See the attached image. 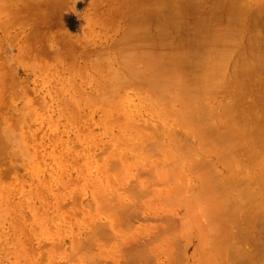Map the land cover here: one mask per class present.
<instances>
[{
    "label": "bare ground",
    "instance_id": "6f19581e",
    "mask_svg": "<svg viewBox=\"0 0 264 264\" xmlns=\"http://www.w3.org/2000/svg\"><path fill=\"white\" fill-rule=\"evenodd\" d=\"M175 1L177 2V0H175ZM177 3H175L174 0H154V1H151V0H140V1H138V3L136 1L134 6H133V8H132L133 10H131L130 13L128 14V17H127L128 23H127V26H126V28L124 30V33L122 32L123 30L122 31L120 30L124 34L123 37L118 38V40L116 42H114V44L111 46L112 47L111 50L103 48L102 50H100L97 53L96 56H93V58L97 59V61L102 65L103 70L108 71L109 73H107V74H110V73L111 74H110V76H108V77H110L109 81L107 80L106 82H104L105 81L104 80L103 82L101 81L102 82L101 83L100 80H99V82L101 83V84L99 83L100 86H101V87H99L100 88L99 91L101 93H100V95H95V97H93V95L89 96V101H92L94 106L96 105V107H99V106L103 107L102 102H106L107 101L106 103L109 104L110 100L111 101H117L120 104L117 107L118 110H116V111H114V110L112 111V110H109V109L108 110H104V113L102 111V114L100 115V118H99L100 120H98V123H99L98 125L100 126V128L102 130L103 129L105 130L104 132H106V131L107 132H114L113 131L114 128L117 129L118 132L117 131H116L117 133L115 132V134L117 136L115 134H113V133L112 134L116 136L115 137L116 139L118 137L121 140V143H123L122 140H126L127 139V135L130 134V133H131L129 135L130 137H131V135L133 136L132 133H134L135 139H139L140 138V142H142V141H144V142H142L141 144H139L140 142L139 143L137 142L138 144L135 143L136 145L134 144V146H136L138 148L135 151L136 152L139 151V152H137V154L135 156L136 158H134V157L131 158V157H129V155L125 156L126 154H124L123 156H125V157H119L118 158L119 159L118 163L117 162L114 163L115 162V161H113L114 158L112 157L113 159H111V157L109 156L110 155V154H108L109 153V151H108L109 149L107 150V154L105 152V161L103 163L105 165V168L104 169L102 168L104 171L102 169H101V171L99 170V172H101V173L100 174L98 173L96 178H94L95 176H93V180H91V181L95 182L94 184H96V187H97V190L96 189L93 190V191H96V193L94 192V194H93V196L96 195L95 199H94V202H92L93 198L91 199L92 200L91 202H92V205L96 204L95 205L96 207L95 206L92 207V209H94L95 214H97L96 213V208L97 207L99 208V209L97 208L98 211L99 210L101 211V209H104V211H102V213H104V215L101 214L100 211H99L100 213L97 211L98 214L95 216V218L99 214L102 215L103 217L105 215H107V218L104 217V219H105V221H106V219H108V221L107 222H102V220H97L98 222H102V223H98L97 222L98 224H96V225L98 227V230L94 229V231H93L91 229L93 231L91 234H93V233H97L98 234L99 233L98 237L96 236L97 234H95V236H96L95 238L96 239L94 238V236L91 235V237H92V238H90L91 240H88L89 237H90L89 231H88L89 235H87V233L84 234L86 237L84 236L85 237L84 240L81 238L80 242L82 243V241H84L83 243H85V248L83 247L84 244L82 243L83 246L81 244H79V246H78V248L81 247V246L84 248V249L81 248L83 250V251L81 250L82 253L79 252L80 254H78V251H77L78 248L76 250H74V254L76 253V251H77V254H78L77 256H74L76 258L73 257L74 259H72V260H74L73 261L74 263L77 262L78 259H79V261L77 263L81 264L82 263L81 260H83V262H84V260H86L87 263L90 262L91 264H93V263H96L97 262L96 260L98 259V263L100 264L99 260L101 259V261L103 262L106 254L105 255L103 254L104 255V258H103L102 257L103 255L99 256L100 255L99 251H100V249H102V245L105 243V241L108 240V239L110 240V236H109L110 233H111L112 237H117V239H118V237L121 234V232L122 233L126 232L128 234L129 233L128 231H130V233H131L134 230L135 226L132 228V226H133L132 222L135 223L136 220L145 221V219L148 222L149 220H147V219H150V217H152V218L155 217V218H153L151 220L157 219L156 215H154V214L156 213L155 210H157V212H158L159 209H155L154 210V208H153L154 205H153L152 210H154L155 213H153L150 210L153 214L151 212H149L152 215L151 216L150 215H146L145 213L142 212L145 207H141V206H143L142 204H146V202H140L143 199H145L148 202V204H146V205H151V204H149V202L151 203L152 198L155 196L156 199H157V203L160 204V202L158 201L157 196L155 195L157 193H158L159 198H162V201H164V202L168 199L166 197H169V196L173 197V199L176 198V197L174 198V196H179L180 199L182 198L181 200H183V198L185 197L184 199L185 200L187 199L186 202H185V205L182 202H178V200H177V204H179V203L183 204V205H181V206H183V208H186V205H188V203H190V207L191 208L192 207H198L197 209H198L199 212L198 211L196 212L194 208H192V209H194V210H192L189 206L188 207L190 209L186 208V210L187 209H188V211L192 210L193 212L190 211L188 213H190V214L193 213L197 217L199 216L198 218H200L201 220H202V218L206 219V221H205V219H203L204 221L200 220L204 224L202 225V223L200 224V222H199V224L201 225L202 228L200 226H198V229L196 231L198 235H196V232L193 234L191 232L192 229L189 232V233L193 234V235H191V237H193L194 239L196 238V236H199L198 240H200V243L201 242L203 243V244L201 243L203 245V247L204 246L205 247L208 246L207 247L208 249L207 248L204 249L205 247L204 248L200 247L201 245L198 246L200 243H198L199 241L197 240L198 241L197 242L198 243L197 248L199 247V249H200L199 251L200 252L199 251L196 252V255H202V257H205L202 260V257L200 256L201 257V261H200L199 264H214V263L216 264V263H218V261L220 262V261H223V260H226V259H227L228 263H230L231 262L230 258L228 259V255L229 254L231 255V258H232L231 260L234 263V260H236V259L238 260L239 256L243 255V257H244V255H247L249 252H250L249 254H251L252 246H251V248H249L250 246L248 244H250V242H247V241H249V240L252 241L254 239L253 242H256V240L258 238H260L259 236H261L260 234H258V237H255V238L252 237L254 234L251 235L250 230H251V232H253L252 231L253 229H249L250 225H247L250 222L246 223V222H244V219H242L243 220L242 223L245 224V225H242V224L240 225V223H238L240 228L244 227V229H245V226L246 225L247 226H246L245 230L241 228V230L244 231L243 233H241L242 234V237H241L242 240H240L241 238L238 239L240 237V235H241V234L240 235L238 234V230L240 228L238 229V227L237 228L236 227H233V228L231 227V225L233 223V222H231V218H232L233 214H234L233 215V217H234V216H236V214L240 213V211L242 212L245 208L247 210L250 209L251 210L250 212H252V215H256L257 212L260 211L258 209L262 208V210H264V173L262 175L260 174L257 177H254V178H256L255 180L252 179V183L254 182L253 186H252V184L248 185L247 178L249 177L250 180H248V181L251 182L252 176L253 175L254 176L257 175V174H254V172L256 173V171H255L256 169L253 168V172L250 171L251 173H253L252 175H249L251 173L247 170L246 174L249 175V176H247L245 173H244L245 175L242 173L245 169L242 170V166H241L242 164H244V161L245 162L248 161L249 163H251L253 165V166H248V167H250V168L254 167V166L256 168L259 167L260 168L259 171H262L261 168L264 166L263 165L264 160H263V162H260L262 164V166H261V164H259V160L262 161L261 158H259V157H261L260 156V152L261 151L260 152L256 151V150H259V149H256V147L254 148L253 146L251 147L250 145L251 144L253 145L256 141H260V142L264 143V133H262V131L264 129L263 130L261 129V131L258 130L259 126L261 124H263L262 122L264 121V118L263 117L262 118L258 117L257 113L259 112V109H258V111L256 110L257 113H255L256 111L254 112L255 115H254V113H252V115L250 117L247 116L248 114L247 115H243L242 112H241L243 110H239L238 104L236 105L237 102L234 103V101H233L234 97L232 98V103H234L233 105H232V103H231V105L228 104L229 101H226V100H224L226 103L224 101H220V102H222V103H220L219 100H218L220 98L216 99V97L218 96V94H221V93H224L225 91H228L227 87H231L230 84H228V83H232L233 80H236L237 89L243 91L244 88H242V87H245L248 84L250 76L252 75V73L254 71L257 70L258 64H255V62L262 64L261 63L262 62L261 61L262 58H260L259 54H258L259 53V50H258L259 48H257V50H258V53H257L256 51L254 52V47H255V44H256L255 42H257L256 40H258V37L260 36L259 34H260L261 30H262V26L264 28V25L262 23H260V24L257 23L258 20H259V19L257 20V18L256 19L254 18L255 21H252L253 20L252 19L251 21L249 20V22H248V17L251 14V13H249L250 11L248 9L246 10V12H244V11H241V9H239V8H235L234 6L230 7L231 11L227 10V12H226V13H228L230 15L225 17L226 19L224 18L225 19L224 22H222L223 20H221V22H222L221 27L225 31L222 32V33H217L214 36V38H212V39H214V42L216 44V48L212 50V49H210L208 47H205L204 50L206 52V56L203 57V55H201L202 58L199 59L201 62H199V60L195 59L196 56H194V55H196V54L192 53V51L194 52L195 50H193V48H191V46H190L191 43L189 42L190 43L189 44L187 42L188 45H186L187 37H183V38H185V41H184L185 44H184V42L182 43L181 39H183V38H181V39L179 38V37H182L181 35L179 37L176 36V38L178 37V40L180 39V41H179L180 44L177 43L178 41H175L176 40L175 39V35L179 34L182 31L180 22L183 23V21H182L183 19L180 16H182L183 13L181 14V8H183V6L185 5L190 11L194 12L196 10L197 0H184V5L181 4V5H183L182 7L179 4H177ZM243 10H244V8H243ZM186 11H188V10H186ZM182 12H183V10H182ZM187 13H189V12H187ZM246 13L249 14L248 17L246 15ZM255 15H257V14L255 13ZM186 16H188V15H186ZM180 18L182 19L181 21H180ZM256 20H257V22H256ZM193 21L190 22L191 25H193L192 24ZM197 21L199 22V19ZM96 22H98V19L96 20ZM198 22L196 23V21H195L196 26L191 27V30H192V28H194V29L199 28L200 32L197 29L198 32H196L197 30H195L196 33L203 34L201 36L206 35L207 38H205V40H207L208 38H211L210 37L211 33H209L211 31L210 30L208 31V29H206V25H204V23H200L199 22L200 23V26H199ZM250 22H256V23H250ZM260 22H262V21H260ZM117 26H118V23H117ZM204 26H205V29L203 28ZM118 29L116 27V30H118ZM188 31H190V30H188ZM246 32H248L250 36L247 35V37H249V38L244 40V38L246 37L245 36ZM186 33H189V32L186 31ZM120 36H122V35H120ZM193 36H197V34L193 35ZM260 37H259V40H260ZM196 38L200 39L201 37L197 36V37H194L193 39H196ZM202 38H204V37H202ZM65 39L67 40L68 38H65L64 36L60 37L61 44L64 45V47L62 46L60 49H63L65 51H73L76 46L78 47L77 43H76L77 45L75 43L73 45V44L70 43L69 40L66 41ZM188 40L189 39H187V41ZM201 41H202V39H201ZM244 41H247V42H244ZM263 41H264V39H263ZM263 41L262 42L259 41V42L264 44ZM195 42H196V40H195ZM203 42H204V40H203ZM241 42L244 43V45L243 44L241 45ZM181 43H182V46H181ZM192 43H193V41H192ZM197 43H199V42H197ZM197 43L195 45H197ZM239 44H240V46H239ZM237 45L240 47V49H239V51L241 53L240 56H237L236 52L233 51V48H235V46L238 47ZM259 45L261 46V44H259ZM95 46L97 47V45H95ZM194 49H196V48L194 47ZM49 50H51V49H49ZM204 50H201V51H203V52H201L202 54L204 53ZM239 51H238V54H239ZM260 51H262V50H260ZM196 52L201 54L200 51H196ZM254 53H257L256 56L258 55V57H256ZM262 54H264V52H262ZM193 56H194V58H193ZM112 58L113 59L116 58L117 66L119 64V68H116L113 65L114 69L116 68V70L112 69L113 68L112 64H111V59ZM197 58H198V56H197ZM203 58H205L204 59L205 61L203 60L204 63L201 60ZM157 60L159 61L158 65L156 64L157 66H154L155 61H157ZM196 60L199 63L197 65L195 64V63H197ZM93 61L97 62L94 59H93ZM60 62H62V61L60 60ZM90 62L92 63V61H90ZM200 63H201V65H200ZM98 65L95 66L94 68H96V67L99 68L100 65L99 66ZM198 65H199L198 69L202 68V70H203L201 72L202 74H199V71H197V66ZM144 66H145V68H144ZM188 67L191 68V71H192V68H193L192 72L195 73L196 76H194L193 73L190 74V72H189L190 70H189ZM194 67H196V68H194ZM90 68H91V71L94 70L92 68V66ZM255 68H256V70H254ZM259 68H258V70H259ZM73 70H74V68H73ZM103 70L101 69V71H103ZM199 70L201 71V69H199ZM258 70H257V72H258ZM194 71H197L200 76L198 74H196V72H194ZM94 72H95V70H94ZM98 72H100V71H98ZM98 72H95V73L97 74ZM85 74H86V72H85ZM101 74L104 75L102 72H101ZM107 74L105 73V75H107ZM253 74H256V73H253ZM75 75H76V73H75ZM92 75L93 74H91V77H93V78L96 77V76H94V75L92 76ZM102 75H101V77H103V78L106 77L105 75L104 76H102ZM80 76H81V74H80ZM99 78H100V76H99ZM94 79L96 80L95 82L98 83V80L96 78H94ZM105 79H108V78L106 77ZM90 81H92V79ZM72 83L74 84V81H72ZM93 83H94V81H93ZM97 83H94V86H96ZM84 85H85V83H84ZM73 87H75V86H73ZM134 87L137 89V90L135 89V91L133 90L134 92H136L135 94H138V96H140V94L142 95V93L139 94L137 92L143 91L145 96H146V97L142 96V97H144V100H145V109H144V111L147 112L146 114H142V111H143L142 108L143 107H139L137 105L136 106L134 105L137 108L136 109H133V108L131 109V107L133 106L134 102H133L132 98L130 99L129 96L126 95V94L129 95V93H126V91L129 92V90L134 88ZM235 88H236V86H235ZM55 89H57V88H55ZM80 89H81V87H80ZM86 91H88V90H86ZM89 91H91V90H89ZM93 91H94V89H93ZM82 93H84V92H82ZM90 93L93 94L94 92H90ZM235 93H237V90L234 92V94ZM239 93H241V92L238 91V94ZM243 93H245V92H243ZM227 94L229 95V93H227ZM86 95H88V94H86ZM83 97H84V95H83ZM219 97H220V95H219ZM228 97L229 96H227V98ZM86 98H87V96H86ZM141 98L138 100V102L140 104H141V102H140ZM236 98H238V97H236ZM236 98H234V99H236ZM62 99L60 98L61 102H62ZM82 99H84V98H82ZM222 99L223 98H221L220 100H222ZM215 100H217V101L215 102ZM65 102H66V100H65ZM81 102H82V100H81ZM84 102H85V99H84ZM82 104H83V102H82ZM222 104L223 105L227 104V105H230V106H226L225 105L226 106L225 107V106H222ZM65 105H69V103H67ZM101 107H100V109H101ZM67 108H70V107L68 106ZM138 108H140V109H138ZM259 108H261V107H259ZM40 109H43V108H40ZM255 109H257V108H254V110ZM37 110L38 109H36L35 112H30V113L25 114L29 118L31 126H27L26 125L27 127L25 128L26 134L28 133V135L25 136V144L28 146V147L26 146L28 151L26 152V158L24 160H21L20 162H23L22 163V166H23L22 168L27 171V174L29 175L30 180H33L34 179L33 176H35V181H38L40 183L43 180V179L40 178V169H41L44 161L55 163V165L58 168H60L59 170L62 171L63 166L61 165V162H63L64 160H67V162H68V160H70L71 158H73L75 156H78L79 154H83L84 153V149L81 148V147H84V145L86 143H89V144L92 143L93 139H89V136L92 134V131L91 130H85L83 128L81 130L82 133H80L78 135V139L77 140L79 141V143H78L77 140H74L72 142H71V140L70 141L69 140H62V138L59 137V135H58L57 138H56V136L55 137L51 136V133L54 131V130L53 131L51 130V128L54 129L53 125H54V127H56V125H59L58 122L55 121V120H58V119L56 118L54 120V116L52 114L50 115L49 113H47L44 116L43 114L37 112ZM63 110L65 112V109H63ZM61 111L62 110H59L58 114ZM252 111H253V109H252ZM100 113H101V111H100ZM247 113H249V112H247ZM65 114L66 113H64V115ZM263 114H264V112H263ZM67 115L68 114H66V116H64V117H67ZM147 115L150 117V122H149V120L147 118ZM96 116H98V113H97ZM259 116H260V114H259ZM88 117H89V115H88ZM174 117H176V118H174ZM177 117L179 118L178 126L180 128L183 127L184 129H186L187 127H190L191 130H189V128L187 129V131H190V132H187V133L185 132L186 133L185 134L182 131L183 128L180 129V131L182 132L181 133L178 129H173V128L169 127V124H172V123L169 122V120H171L173 118H174V120L177 119V121L175 120V122H173V123H176V122H178V118ZM41 118H45V122H46L45 123L46 124L45 128L43 126H42V128H44V130L47 131L46 133H48V132L50 133V131H51L50 136L53 138V139L51 138V140H47V141H49V142L50 141H52V142L56 141L57 142V144H56L57 146H56L55 149L53 148V150H51V146L54 145V143H51L52 144L51 146L49 144V148L47 147L48 146L47 143H46L47 146L45 145V147H44L45 143L42 144L43 145V146H41L42 148L43 147L44 148L47 147L48 149H50V151H48L46 154L44 153L45 155L41 154V156H39L40 155L39 154V152H40L39 150H42V148L40 147V149H39V147H37V148L35 147V142L37 141L36 142V146H38L37 143L39 142V140H36L37 137L34 134L36 133V131H38V129L40 131L42 129V128L35 129L36 127H39L38 124L40 122L44 121L43 119L40 120ZM152 118L153 119L157 118V120L160 121V127H159L160 130H158V131H152V130L149 131V129L153 128V126H154V123L151 121ZM66 120H68V119H66ZM49 124L52 125L51 128H49V126H48ZM41 125H43V124H41ZM64 125H65L64 126L65 128H64L63 133L67 134L69 129H70V127L68 126L67 122L64 123ZM157 125H159V123ZM85 126H86V124H85ZM168 127L171 128V129H168ZM48 128H49V130H48ZM144 128H149L147 130L150 133H147V134L144 133V132L147 131V130L144 131L143 130ZM175 128H178V127H175ZM88 129H90V128H88ZM56 130H58V127H56ZM87 132L91 133V134L86 135ZM166 132L167 133L171 132L173 137L170 139L169 137L172 136V135H169V133L167 134ZM141 133H144L143 135L146 134V136L143 137V135H142L140 137ZM162 133H166V135L164 136ZM183 133L185 135H183ZM33 135L35 136V142L33 140ZM107 135H108V133H107ZM94 136L96 138L97 135L94 134ZM166 136H167V140L169 139V141L165 140ZM113 138H114V136H113ZM132 138L134 139V137H132ZM109 139L111 140V138H109ZM133 139L130 142L129 141L130 138H129L128 141L130 143H132ZM191 139L197 140L198 143H194V141L191 140ZM134 142H136V141H134ZM39 143H42V142H39ZM110 144H108V146L107 145L106 146H107V148L110 147V149L112 150V148L114 149L116 144H118V143L115 140L114 144H112L111 146H110ZM197 144L201 147L200 149H196L197 146H198ZM72 145H74V146H72ZM194 145H195L196 148L194 147ZM261 145H263V144L261 143ZM131 146H133V143H132ZM249 146L251 147V149L254 148V151L251 150V151L246 153V151L249 148ZM34 147L36 148L35 152L29 151L30 148L32 149ZM121 147H123V146H121ZM128 147H129V145L126 148H128ZM261 147L262 146H260V148ZM44 148H43V150H44V152H46V150H48V149L47 148L44 149ZM120 148H119V150H120ZM132 148H134V147H132ZM134 149H133V151H134ZM98 150H99V148H98ZM37 151H39V152H37ZM42 151H41V153H42ZM105 151H106V147H105ZM116 151H117V149H116ZM130 151H131V149H130ZM135 151H134V153H135ZM112 152L114 153L115 151L112 150ZM262 152H264V151H262ZM103 153L104 152H102L101 154H103ZM101 154L99 152V155H101ZM42 155H44V156H42ZM99 155L96 156V157L100 158V160H101L102 157L104 156V154L101 155L102 157L101 156L99 157ZM94 156H95V154L93 155V158H95ZM133 156H134V154H133ZM137 156H139V157L142 156V159L144 158L143 164H142V162L141 163L139 162V165H141V166L144 165V166H142V168L144 170L147 167L146 165H149L150 162H151V164L146 168L145 171L141 167H140L141 168L140 169L139 166L137 165V162L134 161V159L135 160L138 159ZM145 156H146V160H145ZM263 156H264V154H263ZM90 157H92V156H90ZM115 158L117 159L116 155H115ZM73 159H75V158H73ZM98 160L99 159H97V161ZM11 161L12 160L5 161L4 163L8 162V164H12ZM91 161H92V159H91ZM108 163H112V164L114 163L115 166H113V165L112 166L111 165L107 166ZM133 163H135L137 165L138 169L141 170L140 171V170H138L136 168L138 170V173H137L138 176H136V177H138V178H135V179H139V180H135L134 177L131 175V174H133L131 171H133L135 169V167L133 166ZM90 164H92V163L90 162ZM95 164H96V159H95ZM95 164H94V166H95ZM236 164H238V165H236ZM153 165H154V167H153ZM155 165L158 168L153 170L155 168ZM116 166H118V167H116ZM132 166H133V170H131ZM235 166H239V168L235 167ZM68 167H70V163L69 162L67 163V167L66 168H68ZM111 167H114L115 168L114 170L117 171V172H118V169L121 170L119 172H121V175L124 174L125 176L124 177H120L121 176V175H119L120 173L117 174V172H116L114 174L115 171L114 172L112 171L114 176L111 177L110 173H109L110 171L108 170ZM52 168H54V166H52ZM148 168H149V171L147 170ZM150 168H151V171H150ZM3 169L5 171V168H3ZM81 169H80V171H81ZM92 169L94 170V168H92ZM237 169H239V170L237 171ZM142 170H143V172H142ZM85 171H86V169H85ZM122 171H123V173H122ZM146 171H148V173L152 174L154 177L152 178V175L146 173ZM41 172H43V171H41ZM76 172H77V170H76ZM128 172H131L130 176L132 177V180H135L136 182L140 181V183L138 184L139 186H137V188L134 187V184H133L134 181L132 182V180H131L132 184H130L131 186H129L128 188L126 187V186H128L127 182L129 180V179L127 180V178H126V177H128L127 176L129 174ZM248 172H249V174H248ZM263 172H264V167H263ZM91 173H93V172H91ZM134 173H135V170H134ZM142 173H143V175L145 174V176L148 174L146 176L147 179L144 178L145 176L143 178L139 177V175L141 176ZM259 173H261V172H259ZM4 174L6 176H9V174L11 175L12 172H11V170L8 169L7 174H6V171L4 172ZM23 174H24V171H23ZM116 174L119 175V176H117ZM154 174H156V175H154ZM242 174L245 176L244 179L246 178L245 181L247 183H244L242 181L244 179H242V180L240 179V176ZM19 175H21V174H19ZM130 176L128 178H130ZM90 177L92 178V174H91ZM108 177H110V178H108ZM197 177H199L200 182L198 183V185L196 184V186H195L194 180H196ZM85 178L89 180V177H85ZM105 178H107V179H105ZM122 179H125V181H123L124 183L127 181L125 183L126 184L125 187L127 188L125 191H127L128 194L132 193V195L129 194V196L131 195L130 197H132L133 194H134L136 199H135V197L134 198L132 197L131 199H130V197L128 198L127 194L124 193L123 191H122L123 192L122 195L118 194L119 192H121L120 189H122V188L125 189V187H123V186L121 188L122 183H119V182L122 181ZM199 179H197V180H199ZM57 180H60V179H57ZM111 180H117V182H115V184L118 183V184H121V185H112L111 183H109ZM181 180H182V182H183V180H186L187 184L184 182L185 184H182V187H180L181 185L179 186L178 183L181 184L182 182L181 183L179 182ZM197 180H196V183H197ZM148 181H151V184H149V185L151 186L150 188L152 190H153V186H154L153 184L156 183V184H158V187L154 186L155 189L156 188L158 189L159 187L162 188L164 186L165 187V188H163L164 191L161 188H159L160 192L152 194L151 189L149 190V186L147 185ZM76 182L77 181H75V183ZM106 182H107V184H106ZM92 184H91V186H92ZM94 184H93V186H94ZM68 185H69V183H68ZM68 185H66V186H68ZM107 185H108V187L110 185L112 187H115V189L117 188L116 190H118V187H116V186H120L119 187L120 189L118 191H116V190L114 191L113 190L114 192L117 193V196L116 195L115 196L117 198L119 197L118 201L116 200V197L113 195L114 193H112V195L110 194L111 193L110 191L112 190L111 189L112 187L110 188L111 190L109 189L110 191H107V193L109 192L108 195H107V193H104L105 189L108 190V188L105 187ZM183 185H185V186L188 185V188H187V186L185 187ZM237 185H240L239 189H236V188H238ZM86 186H87V183H86ZM32 187H33V185H32ZM100 187H102V189H104V190L102 191V189ZM183 187L186 189V191L189 190V189H190L189 191H191V190L194 191L195 189L196 190L194 192L191 191L190 194H189V193L185 192V190L181 189ZM84 188H85V186H84ZM131 188H132V190H131ZM91 189H92V187H91ZM128 190H129V192H128ZM182 190H183V192H185L184 193L185 196L183 195ZM98 191L101 193V195H100V193ZM178 191H181V194H179L180 192H178ZM97 192H98V194H97ZM145 192H146V194L144 195ZM148 192H151V193H149L151 195V197L148 196ZM102 193L106 194L105 196H107L108 198H110L109 195H111L112 197H115V198H112L113 199L112 201H113L114 204L111 202V199L109 200L107 197H106L107 200H109L112 204H109L110 202L107 201L105 198H101V199L97 200L99 196L103 197L104 194H102ZM176 193H177V195H175ZM33 194H34V190H33V192H29V194L26 195L27 200L31 196L34 197ZM125 194H126V197H127L126 201H125V197H124V201H125L126 205H124L123 201H122L123 203H121V201H120L121 198L123 200V196ZM173 194H174V196H172ZM216 194H219L221 196H218ZM37 195H38V193H37ZM140 195L142 197H140ZM187 195H189V196H187ZM72 196H73V194H72ZM139 197L142 198V199H140ZM147 197H150V198H147ZM76 198H78V197H76ZM189 198H190V200H189ZM21 199H22V196H21ZM148 199H150V200L148 201ZM153 199L155 200V198H153ZM169 199H172V198H169ZM100 200H101V202L99 203L98 201H100ZM103 200H105V201H103ZM145 200H143V201H145ZM71 201H72L71 203L73 204L74 201L73 200H71ZM95 201H97V202H95ZM106 201L109 202V203L107 204ZM167 201L171 205L168 204ZM167 201H166V203H167L166 205H168V206L169 205L170 206L174 205V203L170 202L171 200L170 201L167 200ZM187 201H189V202L187 203ZM203 201H205V202H203ZM104 202L106 204H104ZM118 202H119V205H117ZM206 202L208 203V206L205 205ZM77 203L80 204V202H77ZM153 203H156V202L154 201ZM201 203L204 206H206V208H205L202 205L205 209L201 206ZM248 203H250V205L253 207V209L250 206H248ZM101 204H104V205H101ZM120 204H122V205H120ZM262 204H263V207H261ZM146 205H144V206H146ZM81 206H82V204H81ZM86 206H89V205L86 204ZM100 206H101V209H100ZM115 206H117V207H115ZM138 206H139V208H141L143 210H141V209L139 210ZM155 206H157V205L155 204ZM161 206L164 207L163 203L161 204ZM178 206H180V205H178ZM246 206L249 207V209ZM201 207H202V209H201ZM86 208L88 210V207H85L83 209L86 210ZM148 208L150 209V207L146 206L145 209L147 210ZM238 208H240V210H239L238 213H236L238 211ZM242 208H243V210H242ZM236 209H237V211H236ZM90 210H91V208H90ZM148 210H147V213H148ZM171 210H174V208L173 209L171 208ZM109 211L114 213V214H112V213L110 214L109 213V215H108ZM253 211L255 212V214L253 213ZM91 212H93V211L91 210ZM105 212H107V214ZM244 212H245V215H246V213L248 211L246 212V210H245ZM262 212H264V211H262ZM93 213H92V215H94ZM140 213H142V214H140ZM195 213H197V214L199 213V215H196ZM87 214H90V213L87 212L85 215L88 216ZM186 214H187V211H186ZM186 214L184 215L183 218H185V217H188V219L191 218L189 214H187V215ZM72 215H73V212H72ZM114 215H117L118 217L114 216ZM252 215H251V213L250 214L247 213V216L243 215V217L247 218L249 216L250 218L248 217V219L250 221V219L254 220V218H255L254 216L251 218ZM109 216H111V217L113 216L114 220H113V217L110 220V218H108ZM174 216L175 215H173V216L167 215L168 219L166 220L167 217L165 218V222L167 223V225L166 226H162V229L157 228L156 232H158L159 234H157L152 239H148V241H145V240H142L143 242L136 241V242H132L133 245H131V243H129L131 241H128L127 238H125L124 236L121 238L122 235H125V236H128V235L126 233L121 234L119 239L120 240L121 239H123V240L127 239L126 240L127 242L122 240L121 241L122 244H119V246L116 245V247L117 246L119 247V250L118 249L116 250V248L114 250H116V252L119 251V253L117 252V254L120 255V257L123 256L125 258V256H126L127 258H126L125 262L126 263L128 262V264H131L132 262H135V263H132V264H137L136 261L144 260L146 255L148 256V258L145 259L146 263L147 264H152V263H148V261L151 259L150 256H149L150 253L152 254L153 252H155L157 254L158 251H161V249L159 250L158 247L160 245H163V244L166 245L167 244L168 247L161 246V248L163 247V250L161 251V253L164 250L169 251V252H167L168 256L167 255L166 256L168 258L170 257V259H171L172 252H174L175 250L177 251V249L174 248V251L171 252L172 246H169V244L172 243L171 241H173V239H174L175 242L173 241L174 244L172 243L173 246H174L176 243H179L178 241H180L179 238L181 236H183L184 239H186V238L188 239L190 236L187 237L188 233H186L185 236H184V234L182 235V229L186 228L187 226H188L187 229L188 228L189 229L193 228V226H194L193 224H195L194 223L195 222V217L192 216V215H191L192 218L194 217V222H193L192 225L190 224L191 225L190 227L188 225L189 222H185L184 223L183 221H181V218L179 219L177 217V213H176L177 219H179L180 222H183V223H179L178 224L177 222H179V220L176 222V217H174ZM241 216H242V214H239V217H241ZM256 216H258V214ZM261 216H262V214H261ZM80 217H81V213H80ZM83 218H85V217H83ZM116 218H117V220L115 221ZM140 218H144V219L142 220ZM257 218L255 219L256 221H254V223L251 220V223L252 224H256L255 222H257ZM188 219H186V220L189 221ZM237 219H238V215L236 216V220ZM93 220H92V222L90 220L89 221L91 223H93ZM262 220L264 221L263 217H262ZM232 221H233V219H232ZM140 222H137V223H140ZM147 222H146V224H147ZM137 223L135 225L137 227H139L140 225L138 226ZM150 223L148 222V224L146 226H144V228L145 227L147 228V229L145 228V230H146V232L148 234L151 233L152 231H154V229H155L154 226L151 227L152 225ZM94 224L95 223H93L91 225H94ZM149 224H150V226H149ZM185 224H187V225H185ZM96 225H94V227H96ZM197 225H198V223H197ZM137 227H135V228H137ZM247 227L249 229L248 231H247ZM144 228H141V229L144 230ZM177 228H180V229L182 228V229L180 231L177 230L178 232H176ZM196 228H197V226H196ZM235 228L238 229L237 232L236 231L234 232ZM158 229H160V230H158ZM187 229H184V232ZM201 229H203L202 231L204 233H206L205 237L200 236V234L203 233L201 231ZM49 230H51V229H49ZM91 230H90V232H91ZM145 230L143 232H145ZM193 230H194V228H193ZM198 230H200L201 233H198L199 232ZM241 230H240V232H242ZM136 231L139 232L140 230H138V229L134 230V232H136ZM245 231H247V233H249L250 237H251V239H248L246 242L244 241L245 237H246V234H245L246 232ZM106 232H108V233L110 232V233L107 234ZM179 232H181L180 236L178 234ZM235 233H237V235L239 236L238 238L236 237ZM105 234H106V237L104 236ZM243 234H244L245 237L243 236ZM256 235H257V233H256ZM160 236H161V240L158 241V238ZM247 236H248V234H247ZM129 237H130V235H129ZM173 237H175V238H173ZM191 237H190V239H191ZM72 238H73V236H72ZM103 238H107V239L105 240ZM200 238L202 239V241H201ZM74 239L77 240L75 237H74ZM74 239H72L73 240L72 243L76 242V241H74ZM114 239H116V238H114ZM119 239L117 241L118 243L120 242ZM176 239H178V240H176ZM235 239H238V240H235ZM102 240H105V241H102ZM111 240H110V242H113ZM210 240H211V243H210ZM258 240H260V239H258ZM263 240H264V238H263ZM190 241H192V240H190ZM237 241H238V243H237ZM243 241L245 242V244H243L244 243ZM77 242H79V240ZM110 242H108V243L110 244ZM253 242H251V245L253 244ZM59 243L61 244V242H59ZM72 243L69 244V246L71 248H72V246H71ZM106 243H105V246L107 247L108 243H107V245H106ZM204 243H207V245L204 244ZM260 243H262V242H260ZM237 244L238 245L241 244L240 246H242V247L239 246V248H236ZM49 245H52V242H51V244L49 243ZM74 245L75 244H73V249L76 248V246L74 247ZM76 245H78V243ZM177 245L178 244H176L175 247H177ZM209 245H211V247ZM69 246H68V249L66 251L70 250ZM245 246L248 247V250L250 249L249 252H248V250H247V248ZM56 247H57V245H56ZM90 247L91 248L93 247V248L91 250H89ZM156 247H157L158 250L156 249ZM233 247H235L234 249H236V250L239 249V251H237V253L239 252V254H240L239 256H238V254H236V250L233 251V249H231ZM263 247H262V250H263ZM32 248H33V246H32ZM169 248H171V249H169ZM63 249H65V247L62 248V250ZM94 249H96L98 251L97 252L99 254L98 256L93 257L95 255L94 253H96L95 252L96 250H94ZM203 249H204V252H201ZM56 250H58V249H56ZM92 250L94 252H92ZM258 250H259V248H258ZM71 251H73V250H70V252ZM110 251H112V250H110ZM176 251L174 253L177 256L174 255V254L173 255L176 256V257L180 256V252H176ZM230 251H232V252H230ZM253 251H255V250H253ZM257 251H255V252H257ZM234 252H235V254H234ZM66 253H69V251L66 252ZM71 253H69V255L71 254L70 256L74 255L73 252H71ZM83 253L85 255H87V257H86L87 259L86 258L80 259L81 257H85ZM104 253H106V252L104 251ZM110 253H112V252H110ZM155 253H153V254H155ZM161 253H158V254H161ZM170 253H171V256H169ZM252 253L254 255V252H252ZM259 253H260V251H259ZM259 253H257V254H259ZM153 254H152L151 257H153ZM163 254H166V253L164 252ZM35 255H37V254H35ZM69 255H67L66 258H70ZM79 255H80V257H78ZM256 255L253 256V257L254 258L256 257V259H257L259 256L257 257ZM174 256H173V259L171 260V262H165V264H167V263H170V264H189L190 263V262L187 263L188 261H183L182 259L179 260V257H178V259L177 258L174 259ZM181 256H183V255H181ZM186 256H187V253H186ZM77 257H78V259H77ZM160 257H161V255H160ZM167 257H166L167 261L170 260ZM235 257H237V258H235ZM249 257H250V260H251L252 255H249ZM253 257H252V259H253ZM41 258H43V257H41ZM102 258H103V260H102ZM154 258L156 259L157 256L156 257L154 256L153 259ZM224 258H226V259H224ZM233 258H235V259L233 260ZM241 259H239V260H241ZM67 260H68V264H69V259H67ZM244 260L246 261L247 258L244 257ZM248 260H249V258H248ZM248 260H247V262H248ZM45 261H46V256H45ZM114 261H117V260H114ZM140 261H138V263ZM145 261H143V264H144ZM223 262H224L223 264H225V263L228 264L225 261H223ZM251 262H253V261H251ZM261 262H263V261H261ZM54 263H56V262H54ZM65 263H66V261H65ZM71 263H72V261L70 262V264ZM98 263H96V264H98ZM154 263L157 264V262H153V264ZM193 263H194V261L192 262V264ZM233 263L231 262L230 264H233ZM241 263L243 264L244 262L243 261H240V262L237 261L236 262V264H241ZM220 264H222V263L220 262Z\"/></svg>",
    "mask_w": 264,
    "mask_h": 264
},
{
    "label": "rangeland",
    "instance_id": "374dc122",
    "mask_svg": "<svg viewBox=\"0 0 264 264\" xmlns=\"http://www.w3.org/2000/svg\"><path fill=\"white\" fill-rule=\"evenodd\" d=\"M136 1L138 3V1H140V0H0V171H1L0 172V264H40V263L41 264H49V263L50 264H64L65 261H66L65 264H68V260L67 259H69V264H70L71 261H72L73 264H75V263L76 264H80V263H77L79 261L78 257H80V255L77 257V259H78V261L76 260L77 262L74 263L73 262L74 260H72V259L76 258L74 256H77L78 254H80L79 252H81V250H82L81 248H83V247L85 248V243H83L84 241H82V243L84 244V246H83L82 243L80 242V239L82 238L84 240V238L86 237L84 234L87 233V235H89L88 231L90 233V237H89L88 240H91L90 239V238H92L91 235L94 236V238L96 236L98 237L99 233L98 234L97 233L91 234L94 231V229L98 230V227H97L96 224L108 221V219H106V221L104 219V217L107 218V215H105L103 217L102 215L99 214L95 218V216L98 214V212L100 210L98 211L99 208L97 207L98 208V209L96 208V213L97 214H95L94 209H92V207H94L96 205V204L92 205V202H94V199H95V196H96V195L93 196L94 192L96 193V191H93V190H95V189L97 190V187H96V184H94L95 182L91 181V180H93V176H95L94 178H96L98 173L99 174L101 173V172H99V170L101 171L102 168L103 169L105 168V165L103 163L105 161V152L107 154V150L108 149H109L108 150L109 151L108 154H110L109 156L111 157V159H113V158L115 159V160L113 159V161H115L114 163H116V162L118 163L119 162V159H118L119 157H125V156L129 155V157H131V158L132 157L136 158L135 156H136L137 152H139V151H137V152L135 151L138 148L136 146H134V144L137 143V142L139 143L140 142V138L139 139H135L134 133H132L133 136L131 135V137H130L129 136L131 134L130 133V134L127 135V139L126 140H122L123 143H121V140L118 137H117V139L115 138L117 136L115 134L117 129L114 128V130H113L114 132H107V131L104 132L105 130L104 129L102 130L100 128V126L98 125L99 124L98 120H100L99 118H100V115L102 114V111H103V113H104V110H108V109L112 110V111L113 110L116 111V110H118L117 107L120 104L117 101H111L110 100L109 104L106 103L107 101L106 102H102L103 107H104L103 108L101 106L96 107V105L94 106L92 101H89V96L93 95V97H95V95H100V93H101L99 91V89H100L99 87H101L100 84L104 80H105L104 82H106L107 80L109 81L110 77H108V76H110V74H111V73L107 74L109 72L103 70L102 65L97 61V59L93 58V56H96L97 53L100 50H102L103 48L111 50L112 49L111 46L114 44V42H116L118 40V38L123 37L124 30H125V28L127 26V23H128V20H127L128 14L130 13L131 10H133L132 8H133V6H134ZM151 1H154V0H151ZM182 1L181 0H177V2H178L177 3L174 0V2L179 4L181 7L184 5V0H182ZM181 4H183V5H181ZM233 6L235 8L241 9V11H244V12H246V10L248 9L250 11L249 13H251L250 16L253 14L251 17L250 16L248 17L249 14L246 13V15L248 17V22H249V20L251 21L252 19H253L252 21H255L254 18L255 19L257 18V20L258 19L259 20H258V22L256 20V22L259 23V24L262 23L264 25V0H197L196 10L194 12L190 11L185 5L183 6L184 9L181 8V14L183 13L182 16H180L183 19L182 20L180 18V21L181 20L183 21V23L180 22L182 31L179 34L175 35V39H176L175 41H178L177 43L180 44L179 43L180 39L183 38V37H187V39H189V40L187 41V39H186V45H188L189 42L191 43V45H190L191 48H193V50H195L194 52L192 51L193 54L194 53L196 54V55H194V56H196L195 59L199 60L200 58H202L201 55H203V57H205L206 56V52L204 50L205 47H208V48H210L212 50L216 48V44L214 42V39H212V38H214V36L217 33H222V32L225 31L221 27V24H222V22L225 21V19H226L225 17L230 15V14L226 13L227 10L231 11L230 7H233ZM243 8H244V10H243ZM182 10H183V12H182ZM186 10H188V11H186ZM187 12H189V13H187ZM255 13L257 15H255ZM186 15H188V16H186ZM197 18L199 19L200 23H204V25H206V29H208V31L209 30L211 31V32H209V33H211V35H210L211 38H208L207 40H205V38H207L206 35L201 36L203 34L196 33V32H198L199 28H197L198 30L194 29V28H192V30H191V27L196 26V23L198 22ZM97 19H98V22H96ZM221 20H223V21L221 22ZM191 21H193L192 22L193 25H191V23H190ZM195 21H196V23H195ZM260 21H262V22H260ZM256 22H250V23H256ZM117 23H118V26H117ZM200 23H199V26H200ZM116 27H117V29L118 28L119 29L116 30ZM203 28L205 29V26ZM120 30L121 31L123 30L122 31L123 33ZM188 30H190L191 32L188 31ZM195 30H197V31L195 32ZM186 31L189 32V33H186ZM199 32H200V30H199ZM261 32L259 34L261 37L258 35L260 37V40H259V37L257 36L258 40H256L257 42H255L256 43L255 44L256 48L254 47V52L256 51L258 53V50H259V53H258L259 57L262 58V60H261L262 64L255 62V64H258L257 70L262 65L259 68V70H258L259 73L257 72V70L255 68L254 70H256V71H254L253 73H256V74L252 73V75H251L252 77L250 76L248 84L245 87H242V88H244L243 91L237 89L236 80H233L232 83H228V84H230L231 87H227L228 91H225L224 93L218 94L216 99L223 98L222 100L218 99L219 102L226 100V101H229V103L228 102L227 103L231 105L232 98L233 97L234 98L238 97L236 99L233 98V101H234V103L237 102L236 105L238 104L239 110H243V111H241L243 115H247L248 114L247 116L250 117L252 115V113H254L256 110L258 111V109H259V112L257 113V111H256L255 113L258 114L259 118L260 117L264 118V114H263V112H264V63H263L264 62L263 61L264 60V58H263L264 54H262V52H264V44L260 43L264 39V28H263V26H262ZM246 33H245L246 37L244 38V40L249 38V37H247V35L250 36L248 32H246ZM196 34H197L198 37L200 36L201 38L200 39H198V38L193 39L194 37H197V36H193V35H196ZM120 35H122V36H120ZM180 35L182 37H179ZM61 36H64L65 38H68L67 40L66 39L65 40L66 41L69 40L70 43L73 44V45H74V43L75 44L77 43L78 47L76 46L75 49L73 48L74 49V50L72 49L73 51H65L63 49H60L62 46L64 47V45H62L61 41H60V37ZM176 36H178L180 39L178 40V37L176 38ZM202 37H204V38H202ZM183 39H181L182 43L185 41V38H183ZM201 39H202V41H201ZM195 40H196V42H195ZM203 40H204V42H203ZM192 41H193V43H192ZM197 42H199V43H197ZM244 42H247V41H244ZM182 43H181V46H182ZM196 43H197V45H195ZM258 43L261 44V46ZM184 44H185V42H184ZM242 44L244 45V43L241 42V45ZM95 45H97V47ZM239 46H240V44H239ZM239 46L238 47L235 46V48H233V51L236 52L237 56H240V54H241L240 51H239V49H240ZM194 47L196 49H194ZM257 48H259V49L257 50ZM49 49H51V50H49ZM201 50H204L203 54L201 53V52H203ZM260 50H262V51H260ZM196 51H200L201 54H199ZM238 51H239V54H238ZM257 53H254L255 56H256ZM194 56H193V58H194ZM197 56H198V58H197ZM256 57H258V55ZM59 59L62 62H60ZM93 59L95 61H97V62H94ZM204 59L205 58L201 59L202 62H203ZM197 60H196L197 63H195L196 65L199 64ZM90 61H92V63ZM158 62H159L158 60L155 61L154 66H157ZM199 62H201V61L199 60ZM111 64H112V67L114 65V67L119 68V64L117 66L116 58H114V59L112 58L111 59ZM97 65L99 66L100 69L98 67H96L97 69L94 68ZM200 65H201V63H200ZM91 66L95 70V72L100 71V72H98L99 74L98 73L96 74L94 72V70L91 71V68H90ZM114 67L112 69H114ZM198 67H199V65L197 66V71H199V74H202L201 73L203 71L202 68H199V69H201V71H200L198 69ZM73 68H74V70L76 72L73 70ZM116 68L114 70H116ZM144 68H145V66H144ZM194 68H196V67H194ZM101 69L103 71H101ZM189 70L188 71L190 72V74L193 73L192 72L193 68H192V71H191V68H189ZM197 71H194V72H196V74H198ZM85 72H86V74H85ZM101 72L104 75L106 73L107 75H105V76L108 79H105L106 77L105 78L101 77V75H102ZM75 73H76V75H75ZM80 74H81V76H80ZM91 74L96 76L94 78H96L98 80V83L95 82L96 80L93 77H91ZM193 74H194V76H196L195 73H193ZM104 75H102V76H104ZM99 76H100V78H99ZM89 79L90 80L92 79V81H90ZM71 80L74 81V84L72 83ZM99 80H100V82L101 81L102 82L100 83ZM93 81H94V83H97L96 86H94ZM84 83H85V85H84ZM73 86H75V87H73ZM235 86H236V88H235ZM80 87H81V89H80ZM55 88H57V89H55ZM92 88L94 89V91H93ZM135 89L136 88L134 87V88L130 89L129 92L126 91V93H129V95L128 94H126V95L129 96L130 99L132 98V100L134 102V104L131 107V109L132 108L136 109L137 107H135V106L137 105L139 107H143L142 108L143 109L142 114H146L147 112L144 111V109H145L144 97H146V96H145L143 91L137 92L139 94L142 93V95L140 94V96H138V94H135L136 92H134ZM86 90H88V91H86ZM89 90H91V91H89ZM236 90H237V93L234 94V92ZM238 91L241 92V93L238 94ZM82 92H84V93H82ZM90 92H94V93L92 94ZM226 92L229 93V95ZM243 92H245V93H243ZM86 94H88V95H86ZM83 95H84V97H83ZM85 95L87 96V98H86ZM219 95H220V97H219ZM142 96H144V97H142ZM227 96H229V97L227 98ZM139 97L140 98L142 97L141 101H140L141 104L138 102V100L140 99ZM60 98L64 99V100L62 99V102L64 104L61 102ZM82 98L85 99V102H84V99H82ZM65 100H66V102H65ZM81 100H82L83 104H82ZM216 101L217 100H215V102ZM114 102L115 103L117 102V103L115 104ZM67 103H69V105H65ZM220 103H222V102H220ZM234 103H232V105ZM225 105L226 106H230V105H227V104H225ZM225 105L222 104V106H225ZM68 106L70 108H67ZM100 107H101L102 110L100 109ZM259 107H261V108H259ZM40 108H43V109H40ZM254 108H257V109L254 110ZM36 109H38L37 112L43 114L44 116L47 113H49L50 115L52 114L54 116V120L56 118L58 119V120H55L59 124V125H56V127H58V130H56V127H54V125H53L54 129L51 128L52 127L51 124L48 125L49 128H51L52 131L54 130L52 133L50 131L51 136H53V137L56 136V138H57L58 135H59V137H61L62 140H69V141L71 140V142H72V141L78 139V135L80 133H82L81 130L83 128L85 130H91L92 131V134L87 132L86 135L91 134L89 136V139H93L92 143H90V144L86 143L84 145V147H81V148L84 149V153L83 154H79L78 156L73 157L75 159L71 158L70 160H68V162L70 163V167L66 168L67 167V163H68L67 160H64L63 162H61V165L63 166V169H62L63 172L59 170L60 168H58L55 165V163L44 161V163H43V165H42V167L40 169V178L44 180V181L42 180V182H40L42 185L38 181H35V176H33V178H34L33 180H30V177L27 174V171L22 168L23 167L22 166L23 162H20L21 160H24L26 158V152L28 151L27 150L28 146L25 144V136L28 135V133L26 134L25 128L27 126H31L30 120L25 114L30 113V112H35ZM63 109H65V112H64ZM138 109H140V108H138ZM252 109H253V111H252ZM59 110H62L63 112L61 111L58 114ZM100 111H101V113H100ZM247 112H249L250 114L247 113ZM64 113L68 114L67 117H64V116H66V114L64 115ZM97 113H98V116H96ZM255 113H254V115H255ZM259 114H260V116H259ZM88 115H89V117H88ZM147 118H148V120L150 122V117L148 115H147ZM174 118H176V117H174ZM174 118L169 120V122L173 124V125L169 124V127L173 128V129H178L180 131V129H182L183 127L180 128L178 126L179 118L177 117L178 118V122L173 123V122H175V120L177 121V119L174 120ZM42 119L44 121H42L43 123L42 122H40V123L43 124V125H41L38 122L39 123L38 124L39 127H36L35 129L42 128V126L45 128V126H46L45 118H41L40 120H42ZM66 119H68V120H66ZM151 121L154 123L153 128H151V129L144 128L143 130L144 131H146L147 129H149V131H151V130L152 131L160 130V128H159L160 127V121H158L157 118H155V119L152 118ZM66 122L68 123V126L70 127V129H69L67 134H64L63 133L64 128H65L64 127L65 126L64 123H66ZM158 123H159V125H157ZM262 123L263 124H261L259 126V128H258L259 131H261V129L262 130L264 129V121ZM85 124H86V126H85ZM169 127H168V129H171ZM175 127H178V128H175ZM44 128L41 129L42 132L38 129V131H36V133L34 134L37 137L36 140H39V142H42V143L38 142L39 143V144L37 143L38 146H36V142L37 141L35 142V136L33 135V140L35 142V147L36 148L39 147V149H40V147L43 146L42 144L45 143L44 144V147H45V145L47 143L48 146L47 145L46 146L49 148V144L51 146L52 145L51 143H54L55 146L54 145L51 146V150H53V148L54 149L56 148L57 142L55 141L56 142L55 143V142H52V141H50V142L47 141V140H51L52 137L50 136L49 132L46 133L47 131H45ZM49 128H48V130H49ZM88 128H90V129H88ZM188 128H189V130H191L190 127H187L186 129L183 128L182 131L184 133L185 132L186 133L190 132V131H187ZM149 131L147 130L144 133H146V134L150 133ZM107 133H108V135H107ZM112 133L115 134L116 136L113 135ZM144 133H141V135L139 134L140 137ZM166 133H162V134L165 136ZM184 133H183V135L186 134V133L185 134ZM262 133H264V130L262 131ZM94 134L97 135L98 137L96 136V138H95ZM111 134L114 136L115 139L113 138V136ZM146 134L143 135V137H145ZM169 135H172V133L170 132ZM132 137H134L135 140ZM172 137H173V135L170 136L169 138L171 139ZM109 138H111V140ZM129 138H130V140H129ZM132 139H133V142H132L133 146H131L132 143H130ZM115 140L117 141L118 144H116L114 149L112 148V150L115 151L113 153L112 150L110 149V147L107 148V146L110 143H111L110 146L112 144H114ZM165 140H167V136L165 137ZM191 140H193L194 143H198L197 140H195V139H191ZM134 141H136V142H134ZM167 141H169V139ZM142 142H144V141H142ZM142 142H140L139 144H141ZM259 142L260 141H256L253 145L251 144L250 146L251 147L253 146L254 148L256 147V149H259V150L255 149L256 151H259V152L261 151L262 152V151H264V143L263 142L259 143ZM78 143H79V141H78ZM261 143L263 145H261ZM128 145H129V147L126 148ZM72 146H74V145H72ZM121 146H123V147H121ZM250 146H249L250 149L248 148L246 153L251 151V150L254 151V148L251 149ZM260 146H262V147L260 148ZM35 147L32 148V149L30 148L29 151L35 152L36 151ZM105 147H106V151H105ZM132 147H134V148L136 147V148L134 149ZM194 147H195V145H194ZM43 148H42V150H43ZM46 148H44V149H46ZM98 148H99V150H98ZM119 148H120V150H119ZM200 148L201 147L198 145L196 149H200ZM116 149H117V151H116ZM130 149H131V151H130ZM133 149H134L135 153H134ZM42 150H39L40 152L37 151L40 154L39 156H41V154H44V153L46 154L48 151H50V149L46 150V152H44V150L43 151ZM41 151H42V153H41ZM101 151L104 152L103 153L104 154V156H103L104 158L101 156V155H103V154H101L102 153ZM99 152H100L101 155H99ZM261 152H260V156L261 157H259V158H261L262 161L259 160V164H261L260 162H263V160H264V156H263L264 152H262V153ZM94 154H95V156H94L95 158H93ZM124 154H126V155L123 156ZM133 154H134V156H133ZM44 155H42V156H44ZM98 155H99V157L100 156L102 157L101 160H100V158L96 157ZM115 155H116L118 160L115 158ZM90 156H92V157H90ZM137 157H138V159L137 160L134 159V161L137 162V165L139 166V168L140 167L142 168V166H144V165H142V166L139 165V162L140 163L142 162V164H143L144 158L142 159V156L141 157L137 156ZM91 159H92V161H91ZM95 159H96V164H95ZM97 159H99L100 161L99 160L97 161ZM10 160H12L11 161L12 164H8V162L4 163L5 161H10ZM145 160H146V156H145ZM89 161L92 164H90ZM114 163L113 164L112 163H108L107 166H109V165L115 166ZM94 164H95V166H94ZM134 164L135 163H133V166L135 167V169H134L135 173H134L133 166H132L131 170H133V171H131V170L130 171L133 174H131V172H128L129 174L127 176L129 177L130 174H131L134 177V179H135V178H138L136 176H138V174H137L138 170H140L141 168L138 169L137 165L136 164L134 165ZM150 164H151V162H150ZM149 165H146V166L148 167ZM236 165H238V164H236ZM263 165H264V163H263ZM9 166L10 167L12 166L13 168L12 167L10 168ZM52 166H54V168H52ZM241 166H242V170L245 169L242 172L243 174L244 173L246 174L247 170L249 172L250 171L253 172V168L256 169L255 170L256 173L254 172V174H257V175H255V176L253 175L252 176L251 182L248 181V180H250V178L249 177L247 178L248 185L252 184V186H253L254 182L252 183V179L255 180L256 178H254V177H257L258 175H260V174L262 175L264 173L263 172V167L264 166L261 168L262 171H259V169H260L259 167L258 168H256L255 166L251 167V168L248 167V166H253L248 161H246V162L244 161V164H242ZM261 166H262V164H261ZM116 167H118V166H116ZM153 167H154V165H153ZM235 167L239 168V166H235ZM3 168H5L6 174H7V171L9 169V170H11L13 175L9 174V176H6L4 174L5 171H4ZM92 168H94V170ZM111 168H109L108 170L110 171L109 173H110V176L112 177V176H114L112 171L114 172L115 168L114 167H111ZM146 168H145V170H146ZM151 168H150V171H151ZM156 168H158V167H156V165H155V168L153 170H155ZM80 169H81V171H80ZM85 169H86V171H85ZM76 170H77V172H76ZM143 170H142V172H143ZM147 170L149 171V168ZM238 170L239 169H237V171ZM23 171H24V174H23ZM41 171H43V172H41ZM119 171H121V170L118 169V172L115 171L114 174L117 172V174L120 173L119 175H121V172H119ZM148 171H146V173H148ZM91 172H93V173H91ZM249 172H248V174H249ZM259 172H261V173H259ZM18 173L21 174V175H19ZM90 173L92 174V178L90 177L91 176ZM122 173H123V171H122ZM148 174H150V173H148ZM252 174L253 173H251L249 175H252ZM119 175H117V176H119ZM122 175L120 177H124L125 176L124 174H122ZM142 175H143V173L141 174V176L139 175V177L143 178L145 176V174L143 176ZM150 175H152V174H150ZM154 175H156V174H154ZM242 175L240 176L241 180L244 179V177H245L244 175L243 176ZM249 175H247V176H249ZM146 176L144 178H146ZM85 177H89L90 181L88 179H86ZM128 177H126L127 180L129 179L128 182L126 181L128 186H126V184H125L126 182L125 183L123 182V181H125V179H122V181L119 182V183H122V185L118 184V183L115 184V182H117V180H111L109 183H111L112 185H121V188H122V186L123 187L126 186L128 188L129 186H131L130 184H132L131 183L132 177L130 176L131 179L128 178ZM153 177L154 176L152 175V178ZM108 178H110V177H108ZM57 179H60V180H57ZM105 179H107V178H105ZM197 179H199V177H197L196 180ZM135 180H139V179H135ZM135 180H132V182L134 181L133 182L134 187L137 188V186H139L138 184L140 183V181L136 182ZM196 180H194L195 186H196V184L198 185V183L200 182V179L197 180V183H196ZM245 180H246V178L244 180H242V181L244 183H247ZM75 181H77V182L75 183ZM88 181L91 184L93 183L94 186H93V184L91 186V184ZM179 182L181 183L182 180L179 181ZM184 182L187 184V181L183 180V182L181 184L178 183V185L179 186L181 185L180 187H182V184H185ZM68 183H69V185H68ZM86 183H87V186H86ZM106 184H107V182H106ZM149 184H151V181H148V184H147L149 186V190H150L151 186ZM32 185H33V187H32ZM66 185H68V186H66ZM153 185L155 187H158V184H156V183L153 184ZM84 186H85V188H84ZM154 186H153V190L151 189L152 194L160 192L159 188H161V187H159L158 189L157 188L155 189ZM183 186H185V185H183ZM186 186L188 188V185H186ZM239 186L240 185H237L238 188H236V189H239ZM91 187H92V189H91ZM105 187L108 188V190L105 189L104 193H107V191H110L112 189L110 191L111 192L110 194L112 195V193H114L113 195L117 196V193L114 192L117 188L115 189V187H112L110 185H109V187H108V185L105 186ZM116 187H118V190L120 189L119 188L120 186H116ZM126 187H125V189L124 188L120 189L121 192H119L118 194L122 195L123 192H124V193L127 194V197L129 198L132 195V193H129V194H131L129 196L127 191H125L127 189ZM100 188L102 189V187H100ZM163 188H165V187L163 186L161 188L164 191ZM181 189L185 190V192H187L189 194L192 191V190L189 191L190 189L186 191V189L184 187L181 188ZM33 190H34V194H33L34 197L31 196L27 200L26 195H28L29 192H33ZM103 190L104 189H102V191ZM118 190H116V191H118ZM131 190H132V188H131ZM183 190H182V192H183ZM194 191H192V192H194ZM98 192H97V194H98ZM128 192H129V190H128ZM178 192H180L179 194H181V191H178ZM185 192H183V195H184ZM37 193H38L39 196L37 195ZM104 193H102V194H104ZM149 193H151V192H148V196L151 197V195ZM72 194H73V196H72ZM108 194H109V192L107 193V195ZM126 194L123 196V200H122V198L120 200L121 203L124 202V205H126L125 201L127 200ZM145 194H146V192L144 193V195ZM100 195H101V193H100ZM105 195L106 194H104L103 197L99 196L100 198L98 197L97 200H99L101 198H105L107 200L108 197L105 196ZM111 195H109L110 198H108V199L109 200L111 199V202L113 203V201H112L113 199L112 198H115L116 196L112 197ZM155 195L157 196L158 201L160 202V204L157 203V199L153 195L154 196L153 198H155V200L152 198L151 203L149 202V204H151V205H146V204H148V202L145 199H143L145 201H143V200L140 201V202H146V204H142L143 206H141V207H145V208H146V206L150 207V209L148 208L149 210L147 209L148 213H147V210L145 208H144V210L139 208V206H138V208H139V210L140 209L143 210L142 211L143 213H145L146 215H150V216L153 213H155L154 212L155 209H159L160 210V211L158 210L159 213L157 212V210H155L156 213L154 215H156L157 219L151 220V219H153L155 217H153V218L150 217V219H147V220H149L148 221L149 223L151 222L150 223L152 225L151 227L154 226L156 230L154 229V231H152L149 234L146 232V230H145L146 227L144 228V226H146L148 224L146 219H145V221L136 220L135 223L132 222L133 224L132 223L131 224L133 225L132 226V228H133L134 226L137 227L135 224L137 222L141 221L140 223H137L138 226L140 225L139 227H137V228L134 227V230L138 229L140 231L139 232L138 231L134 232V230L132 229L133 230L131 232L132 234L130 233V231H128L130 234L129 233L127 234L126 232H124L128 236H125V235L121 236V238L124 236L125 238L128 239V241H131V242H129V243H131V245H133L132 242H136V241H141V242H143L142 240L148 241V239H152L157 234H159L158 232H156L157 228L162 229V226H166L167 225V223L165 222V218L167 217V215H170V216L175 215L174 217H176V213H177V217L179 219L181 218V221H183L184 223L185 222H189V224H188L189 227L193 224L194 217H195V222L194 223L196 225L193 224L195 226V227L193 226L194 230H193V228H190V229L188 228L187 229V227H188L187 226L186 228H184V229H187L186 230L187 232L186 231L184 232V229H182L183 227L181 228L182 229V235L184 234V236H185V234L188 233V236L186 235L187 237H189V236L191 237V235H193L197 231L198 226L201 227V225H200L201 223H202V225L204 224L201 221L203 219H205V218H202V220H201L200 218H198L199 216L197 217L193 213L192 214L188 213V212H190V211H192L194 209L197 212L198 211V209H197L198 207H192V208H194V209H192L190 207V203H188L189 201H187L188 205H186V208H188V209L191 208L192 210L188 211V209L186 210V208H183V206H181L183 204L185 205V202L187 200V199L186 200L184 199L185 197L183 198V200H181L182 198L180 199L179 196H174V194L172 196H174V198L176 197L177 199L176 198L173 199V197H170V196L166 197V198H168L167 200H169V201L171 200L170 202L174 203V205L170 206L171 204L168 203V201L166 200L167 203L170 204L168 206V205H166L167 204L166 201L164 202V201H162V198H159L158 193L155 194ZM175 195H177V193ZM216 195L221 196L219 194H216ZM21 196H22V199H21ZM187 196H189V195H187ZM76 197H78V198H76ZM124 197H125V201H124ZM132 197L134 198L135 195L133 194ZM132 197H130V199ZM140 197H142V196L140 195ZM150 197H147V198H150ZM118 198L116 197L117 201H118ZM169 198H172V199H169ZM135 199H136V197H135ZM140 199H142V198H140ZM71 200L74 201L73 204L71 203L72 202ZM109 200H107V201H109ZM149 200L150 199H148V201ZM177 200H178V202H182L183 204H180V203L177 204ZM189 200H190V198H189ZM103 201H105V200H103ZM154 201L156 203H153ZM205 201H203V202H205ZM77 202H80V204H78ZM95 202H97V201H95ZM98 202L100 203L101 200L98 201ZM109 202H107V204ZM111 202L109 204H112ZM119 202H118L117 205H119ZM162 203H163L164 207L161 206ZM202 203H201V206L203 205ZM81 204H82V206H81ZM86 204L89 205V206H86ZM104 204H106V203L104 202ZM104 204H101V205H104ZM155 204L157 206H155ZM120 205H122V204H120ZM144 205H146V206H144ZM153 205H154V207H153ZM178 205H180V206H178ZM205 205L208 206V203L206 202ZM84 206L88 207L89 211L87 210V208H86V210L83 209V208H85ZM248 206H250L253 209V207L250 205V203H248ZM89 207L91 208V210L94 213L91 212ZM115 207H117V206H115ZM152 207L154 208V210H152ZM202 207H201V209H202ZM204 207L206 208V206H204ZM261 207H263V204H262ZM171 208L172 209L174 208V210H171ZM247 208L249 209V207H247ZM100 209H101V206H100ZM185 210L187 211V214H189L190 217H191L189 219H188V217H185L189 221H187L185 218H183L184 215L186 214ZM239 210H240V208H238V211L236 209L237 212L236 211L235 212L238 213ZM242 210H243V208H242ZM245 210H246V212L248 211L247 213H249V214L251 213V215H252V212H250L251 210L250 209L247 210L246 208L242 211L243 213L241 211L238 214H236L234 212L236 214V216L238 215V219L236 220V216L233 217L234 214L232 215L231 222H233V223H232L231 227L232 228L233 227H236V228L238 227V229H239L240 226H239L238 223H240V225L241 224L245 225V224L242 223V221H243L242 219H244V222H246V223L250 222L247 225H250V227L248 226L249 229H253L252 230L253 232H251V230H250L251 235H253V234L255 235V236L253 235L252 237H254V238L258 237V234H260L261 236H259L260 238H258V239H260L261 241L257 239L256 242H253V240H254L253 238H252L253 239L252 241H250V240L247 241L248 239H251L250 234L247 233V231L249 230L248 227H247V231H245L246 232L245 233L246 237L243 234V236L245 237L244 241L245 242L246 241L250 242V244H248L250 246L249 248H251V246H252L253 250L257 251L258 248H259V250L257 252H255V251H253L251 249V254H249L250 253L249 252L250 249L248 250V247H247L248 245L245 246L247 248L248 252H249L247 255H244V257L247 258V260L249 258V260L247 262V260L246 261L244 260L243 255L239 256L240 255L239 252L237 253V251H239V249L238 250L234 249L236 246H237L236 248H239V246L242 243L239 244V245L237 244L236 246L234 245L235 247H233L231 249H233V251L236 250V254H238V256H239L238 258L239 259H241L243 257L241 260H239V259L237 260L236 259L239 262L243 261L244 262L243 264H251V263L252 264L253 263L254 264H264V256H263L264 255V253H263L264 252V247H263L264 246L263 245L264 244V240H263V238H264V221L262 220V217L264 219V212H262L264 210H262V208L258 209V210H260V211L257 210L258 211L257 212L258 216H256L257 214L256 215H252L251 218L253 216L255 218H254V220L250 219V221L248 219V217L250 215L247 218L243 217V215L247 216V213L245 215V212H244ZM102 211H104V209H101V211H100L101 214L104 215V213H102ZM72 212H73V215H72ZM87 212L90 213V214H87L88 216L85 215ZM149 212H151L152 214L149 213ZM80 213H81V217H80ZM92 213L94 215H92ZM105 213L107 214V212H105ZM109 213L111 214L112 212L109 211L108 215H109ZM253 213L255 214L254 211H253ZM112 214H114V213H112ZM140 214H142V213H140ZM195 214L199 215V213L198 214L195 213ZM239 214H242V216L239 217ZM261 214H262V216H261ZM89 215L90 216L92 215V216L90 217ZM191 215L194 216V217L192 218ZM114 216H117V215H114ZM83 217H85V218H83ZM112 217L109 216L108 218H110V220H111ZM177 217H176V222L179 220V219H177ZM256 218H257V222H255L256 224H252L251 220L254 223V221H256L255 220ZM140 219L143 220L144 218H140ZM167 219H168V217L166 218V220ZM232 219H233V221H232ZM89 220L91 222L93 220V223H95L94 225H96V227H94V225H91L93 223H91ZM97 220H102V222H98ZM113 220H114V217H113ZM116 220H117V218L115 219V221ZM205 221H206V219H205ZM146 222H147V224H146ZM183 222H180V220H179V222H177V223L179 224V223H183ZM199 222H200V224H199ZM197 223H198V225H197ZM150 224H149V226H150ZM185 225H187V224H185ZM253 225L254 226L256 225L257 227L256 226L254 227ZM196 226H197V228H196ZM246 226H245V229H246ZM141 228H144L145 232H143L144 230L141 229ZM236 228L234 229V232L235 231L237 232L238 229H236ZM241 228L238 230V234L239 235L244 232L243 230H241ZM49 229H51V230H49ZM160 229H158V230H160ZM181 229L177 228L176 232H178L177 230L180 231ZM191 229H192V231H191ZM242 229H244V227ZM90 230H91V232H90ZM202 230L203 229H201V231ZM240 230L242 232H240ZM190 231L193 234L189 233ZM198 231H199L198 233H201L200 230H198ZM106 233L109 234L110 232L109 233L106 232ZM124 233L121 232V234H124ZM256 233H257V235H256ZM95 234H97V235L95 236ZM178 234L180 236L181 232H179ZM202 234H200V236H203V237L206 236V233L203 232ZM235 234H236V237L238 238L239 236L237 235V233H235ZM247 234H248V236H247ZM120 235H119L118 239L120 238ZM129 235H130V237H129ZM196 235H198L197 232H196ZM72 236H73V238H72ZM104 236L106 237V234ZM109 236H110V240L112 238L113 239L114 238L117 239V237H112L111 233H110ZM74 237L77 240H75ZM190 237L188 239L187 238L184 239L183 236H181L179 238L180 241H178L180 244L176 243V244L179 245V246L177 245V247H175L176 244L173 246V244L175 242L174 239H173L174 242L171 241L173 244L172 243L169 244V246H172V249L171 248H169V249H171V252H172V251H174V248H175V249H177V251L175 250L176 252H180V256H178L179 260L182 259L183 261H188L187 263L190 262L189 264H192L193 261H194L193 264H199L200 261H201V257H202V255H196V252H198L200 250L199 247L197 248L198 243H200V240H198L199 236H196L195 239L193 237H191V239H190ZM241 237H242V234L240 235V237L238 239H240ZM173 238H175V237H173ZM72 239H74V241H76V242L72 243L73 242ZM103 239L106 240L107 238H103ZM113 239L111 240L113 242H110L109 239L106 240V241L102 240V241H105V243L108 241V242H110V244L107 242L108 243L107 247L105 246V243L102 245V249H100V251L101 250L102 251L101 252L99 251L100 255L97 253L98 249L97 248H96L97 250L94 249V250H96L95 251L96 253H94L95 255L93 257L98 256V255L102 256L103 254L104 255L106 254L105 258H104V255L102 256L105 261L103 260V258H102L103 262L101 261V259L99 260L100 264H118V263L119 264H125L126 263L125 261H126L127 257L126 256H125V258L123 256L120 257V255L117 254V252L119 253V251L116 252L117 249L119 250L118 246H119V244H122L121 241L123 239H121V240L119 239L120 240L119 243L117 242L118 239L117 240L116 239L113 240ZM127 239H125L123 241H126ZM202 239H201V241H202ZM238 239H235V240H238ZM78 240H79V242H77ZM160 240H161V236L158 238V241H160ZM176 240H178V239H176ZM190 240H192V241H190ZM240 240H242V238ZM51 242H52V245L54 244L53 246L49 245V243L51 244ZM59 242H61L62 245ZM245 242L243 244H245ZM251 242H253L252 245H251ZM260 242H262L263 244L260 243ZM70 243H72V245H71L72 248L69 246ZM77 243H78V245H76ZM107 243H106V245H107ZM201 243L198 246L201 245L200 247H203V245H202L203 243L202 244ZM210 243H211V240H210ZM237 243H238V241H237ZM73 244H75L74 247L76 246L75 249H73ZM79 244H81L83 247L81 246V247L78 248ZM204 244L207 245V243H204ZM31 245L33 246L34 249L32 248ZM56 245H57V247H56ZM67 245L70 247V250H73V251H71V252H73V254H74V250H76L78 248L77 249L78 254H77V251H76V253H75L76 255L74 254V255L70 256L72 254L70 252V250H68L69 253H71L70 255H69V253H66V252H68V251H66L68 249ZM116 245H118V246L116 247ZM161 246L168 247L167 244L166 245L165 244L160 245L158 248H159V250L161 249V251L163 250V247L161 248ZM209 246L211 247V245H209ZM64 247H65V249L62 250V248H64ZM207 247L208 246H206L204 249H206ZM240 247H242V246H240ZM262 247H263V250H262ZM92 248L90 247L89 250H91ZM115 248H116V250H114ZM56 249H58V250H56ZM156 249H157V247H156ZM204 249L201 252H204ZM110 250H112V251H110ZM104 251L106 253H104ZM161 251H158V253H161ZM259 251H260L261 254L259 253ZM92 252H94V251L92 250ZM110 252H112V253H110ZM164 252L166 254H163ZM167 252H169V251L164 250L161 254L157 253L158 255L155 252H153V253H155V254L152 253L153 257L157 256V258H156L157 260L155 258L153 259V257H151L152 254L150 253L149 256H150L151 259L150 258L149 259L151 261L148 259L149 260L148 263H152L153 264V262H157V264H165V262H171V260L173 259V256L176 255V254L174 252H172V256H171V253H170L169 254V256H171V259H170V257L169 258L167 257L168 256ZM230 252H232V251H230ZM252 252H254V255H253ZM186 253H187V256H186ZM255 253L256 254L259 253V254L256 255ZM35 254H37V255H35ZM234 254H235V252H234ZM44 255L46 256V261H45V256ZM67 255H69L70 258H66ZM160 255H161V257H160ZM181 255H183V256H181ZM229 255H228V259L230 258V261L233 263V261L231 260L232 259L231 255L230 256ZM249 255H252V257L255 256V255L257 257L259 256L258 257L259 259L258 258L256 259V257L255 258L253 257V259H252V257H251V260H250ZM84 256L85 257H81L80 259L87 257V255H85V254H84ZM176 256H174V259L175 258L178 259V257H176ZM41 257H43V258H41ZM166 257L168 259H170V260L167 261ZM146 258H148L147 255H146L145 259ZM203 258H205V257H202V260H203ZM226 258H224V259H226ZM235 258H237V257H235ZM235 258H233V260ZM145 259L141 260V261L138 260L140 262L138 263V261H136V263L137 264H140V263L143 264V261H145ZM114 260H117V261H114ZM236 260H234L235 264L237 262ZM260 260L263 261V262H261ZM96 261L95 262L98 263V259ZM223 261L228 263L227 259L223 260ZM223 261H220V262L223 264L224 263ZM251 261H253V262H251ZM54 262H56V263H54ZM81 262L83 264L87 263L86 260H84V262H83V260H81ZM220 262L218 261V263H216V264H220ZM96 263H93V264H96ZM132 263H135V262H132ZM145 263H146V261L144 262V264ZM230 263H228V264H230ZM87 264H91V263L88 262ZM126 264H128V262ZM154 264H156V263H154ZM167 264H170V263H167Z\"/></svg>",
    "mask_w": 264,
    "mask_h": 264
}]
</instances>
